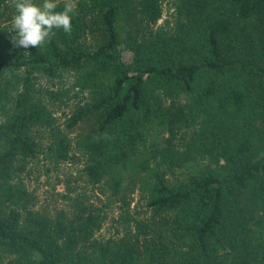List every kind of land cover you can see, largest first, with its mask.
<instances>
[{
    "label": "trees",
    "instance_id": "16d2710c",
    "mask_svg": "<svg viewBox=\"0 0 264 264\" xmlns=\"http://www.w3.org/2000/svg\"><path fill=\"white\" fill-rule=\"evenodd\" d=\"M83 4L70 35L55 30L50 43L24 53L12 30L0 55V264H264V0H179L186 19L172 35L149 27L160 0ZM94 30L100 39L90 50L58 47L57 39ZM84 66L82 86L98 71L108 82L65 123L93 118L78 171L91 184L108 180L117 194L133 190L122 167L153 171L146 204L160 220L133 219V230L128 223L115 236L95 235L99 214L84 193L65 185L55 194L66 207L41 210L20 175L39 153L55 165L70 149L50 112L28 95L32 73ZM15 71L23 90L12 97L6 76ZM179 92L189 96L187 111L175 101ZM196 113V130L179 147V121ZM153 124L167 135L143 149ZM183 166L188 171L168 177Z\"/></svg>",
    "mask_w": 264,
    "mask_h": 264
},
{
    "label": "rangeland",
    "instance_id": "374dc122",
    "mask_svg": "<svg viewBox=\"0 0 264 264\" xmlns=\"http://www.w3.org/2000/svg\"><path fill=\"white\" fill-rule=\"evenodd\" d=\"M84 1L75 0L78 14L80 15H83V10L85 9ZM37 2H40V0H37ZM178 2L179 0H160V16L154 22L150 23L149 27L152 30H163L166 35L174 34L179 28L177 27L178 22L181 20L184 22V19H186L183 9L180 10L177 6ZM64 3L65 0H59L58 2V4L62 5ZM14 14L15 9L12 5V0H0V55L5 48L4 43L7 41V35L11 38L9 33H12L10 27ZM123 26L124 23L118 19L117 28L119 31ZM2 28H4V31H2ZM99 39L100 34L98 30H94L88 34L76 35L73 41L61 39H57L56 41L61 50H90L95 47ZM6 47H10L9 43L6 44ZM15 49L16 51L20 49L26 53L29 50L39 48L29 47L28 49H24L15 46ZM88 68L90 67L84 66L78 69H62L50 75L38 72L32 73L31 87L27 88L28 95H31V99L42 103L50 112L54 118V124L65 132L70 143V149L68 158L55 165L47 157H44L43 153H39L37 158L27 161L25 171L21 172L20 175L26 188L31 190L35 196L33 201L34 206L41 208V210L51 211L54 207L66 205L65 199L60 197L59 194H55L58 192L64 193L66 191L65 185H67L70 193L76 191L84 193L86 195V201L92 207L95 206V211L99 214L100 225L95 235L103 237L115 236L121 234L123 230H126L129 224L133 230V222L136 219L151 220L150 216L153 214L156 220H160L158 213L152 211L151 206L146 204V191L144 186L147 185L146 183L148 181L152 180L150 173L153 171L149 168L140 169L136 163L135 166L129 165L122 167L119 172L123 174L126 181L132 179L128 184L133 186V190L130 192L125 188V192H121V194L112 192L111 186L108 185V180L103 179L98 183L91 184L86 182L82 174L78 171L84 164L86 156V153L82 152L81 141L90 129L93 118L92 116L84 117L70 127L65 126V123L75 106L82 105L84 101L90 99L92 95L96 94L108 82V77L101 75V71L97 70V75L89 79L92 86H82L78 76L85 75V71ZM20 75V71H15L9 73V76H6L8 80L7 92L10 93L9 96H16L18 92L23 90V84L19 78ZM175 96H177V100L175 101L181 106L180 111H183V109L187 111L190 108L189 104H191L188 94L179 92ZM187 117L188 119L186 121H179L180 124L177 127L176 137L178 136V139L175 140L179 142V147H181V144H185L190 134L196 130V125L201 118V114L196 113L192 117L189 115ZM157 125L158 127H155L156 125L153 124L151 128H146L147 137H144L145 145L143 149L148 148L154 141L162 144L160 139L166 137L167 133L166 130L162 131L161 128L163 125ZM33 133L37 136L41 135V128L34 127ZM41 141L44 149L47 142L45 135L41 137ZM256 142L259 143V140L256 139ZM138 149L135 147L130 148L133 153ZM135 156H137V160V153ZM200 161L202 160L192 164V167L193 165L199 166ZM151 164L152 162H148V167L151 168ZM132 168L133 171L131 170ZM188 169L186 166L175 168L174 174H168V177L171 179L174 175H182ZM142 181H145L144 184L141 183Z\"/></svg>",
    "mask_w": 264,
    "mask_h": 264
},
{
    "label": "clouds",
    "instance_id": "9594fccd",
    "mask_svg": "<svg viewBox=\"0 0 264 264\" xmlns=\"http://www.w3.org/2000/svg\"><path fill=\"white\" fill-rule=\"evenodd\" d=\"M59 0H12L15 14L10 30L15 31L12 42L15 46L28 49L41 48L50 43L56 35L55 30L66 34L73 31L72 19L78 15L75 0H65L61 10Z\"/></svg>",
    "mask_w": 264,
    "mask_h": 264
}]
</instances>
